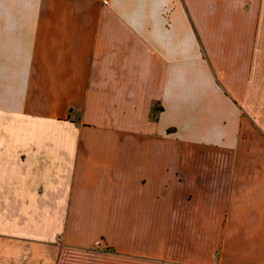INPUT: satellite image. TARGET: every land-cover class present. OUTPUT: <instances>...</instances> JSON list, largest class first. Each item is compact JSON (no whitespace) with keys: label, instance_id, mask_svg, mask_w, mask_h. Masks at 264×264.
Here are the masks:
<instances>
[{"label":"crops","instance_id":"crops-1","mask_svg":"<svg viewBox=\"0 0 264 264\" xmlns=\"http://www.w3.org/2000/svg\"><path fill=\"white\" fill-rule=\"evenodd\" d=\"M0 264H264V0H0Z\"/></svg>","mask_w":264,"mask_h":264}]
</instances>
